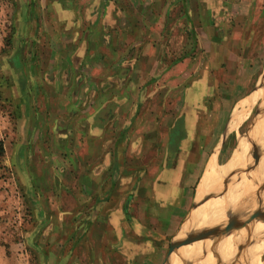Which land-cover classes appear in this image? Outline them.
Here are the masks:
<instances>
[{
	"label": "rangeland",
	"instance_id": "obj_1",
	"mask_svg": "<svg viewBox=\"0 0 264 264\" xmlns=\"http://www.w3.org/2000/svg\"><path fill=\"white\" fill-rule=\"evenodd\" d=\"M94 5L96 15L90 18ZM61 6L71 11L51 23ZM55 29L67 32L68 40L61 42L63 33L56 35ZM86 30L90 39L84 43L80 33ZM56 45L71 61L65 66L69 80L48 79L47 61ZM28 89L41 90V96H29ZM261 123L264 0H0V172L8 196L19 200L25 223L12 230L18 236L2 238L0 261L11 260L12 242L13 253L24 254L17 264H162L169 236L159 241L152 234L159 228V193L169 186V176L161 175L175 168L201 169L211 161L206 173L203 167L198 193L228 184L224 193L239 195L245 182L243 199L253 202L255 210L264 209V131L257 128L263 134L260 144L249 134ZM58 124L61 129L55 128ZM239 146L245 157L235 170L201 191L210 167L224 168ZM212 178L218 180L217 170ZM190 181L189 198L195 182ZM83 189L87 206L80 211L86 226L93 225V202H102L94 233L109 232L113 206L124 218L128 203L125 212L133 215L128 221L137 224L133 232L144 241L131 236L119 241L121 252L111 263H102L91 251L77 255L78 250L99 251L103 241L89 236L85 246L83 236H63L77 226L76 206L83 199L78 190ZM189 198L183 202V218L191 210ZM44 211L55 216L69 211L64 231L54 221L55 236H40L46 231ZM209 212L215 221L221 218L218 210ZM33 214L40 222L39 236H30L37 223ZM229 244L221 254H233L237 244L247 256L264 248V241L251 251L245 250V241ZM46 248L53 255H46Z\"/></svg>",
	"mask_w": 264,
	"mask_h": 264
},
{
	"label": "crops",
	"instance_id": "obj_2",
	"mask_svg": "<svg viewBox=\"0 0 264 264\" xmlns=\"http://www.w3.org/2000/svg\"><path fill=\"white\" fill-rule=\"evenodd\" d=\"M95 5L92 7V10L90 11V13L88 15L90 18H94L95 15H96V10L94 9ZM47 9L50 10L51 8L50 9L47 8ZM56 9H57V12L53 13V15L55 17L52 15V19H50L51 23H53V20H55V18L56 19L64 18V16H66V14L71 11V8L68 9V8H64L63 6H61L60 8H56ZM48 10H47V12H48ZM61 13L63 15H61ZM45 16H47V15H45ZM53 17H54V19H53ZM48 18H49V16H48ZM63 21H65V20H63ZM60 22H61L60 19H59L58 23L56 21V23L58 25H60L59 24ZM69 27L71 28L72 25L69 24ZM88 27H90V26H88ZM89 32H91V31L90 30L89 31L86 30L85 32L80 33L81 35L83 34L81 37L84 40V43L88 42V39H90L89 38ZM61 33H63L62 36H61ZM54 34L61 36L60 37V41L62 40L63 37H65L67 39V36H69L67 32H64V30H63V32H61L60 29H55ZM59 36H56V38H58ZM63 49H64V47H62V45H60L59 49H58V46L56 45L54 47V50L56 51L55 55L53 56V54L50 53L52 59L51 60L48 59V61H47L48 62L47 69L49 67L51 68V73H52L51 77L52 76H54V77H52V78L49 77L48 79L57 80L58 77L59 78L61 77V79H63V80H69L70 79V74L68 73L67 68L65 69V66L66 65H70L71 61H69V58H67L69 56H67V57L65 56L66 58H63V56H62L64 54V50ZM72 49H74V48H72ZM20 54L21 53H19V55ZM59 56H61L62 58H59ZM22 64L25 65L24 62H22ZM28 90H29V96H32V97L41 96V93L39 94V92H41V90H39V89H28ZM56 93H57V91H56ZM252 102H253V100H252ZM237 116H238V114L236 112V114L233 116V118L231 120L232 125H234L235 121L237 120ZM51 127H55V126H51ZM255 127H254L253 134H254V137H255V140L257 141V143L260 144L261 141H262V136H261V134H259V130H258L257 133L255 131H257V128L261 129V125H258V127L256 125ZM55 128L61 129L62 126L60 124H58V126H56ZM63 128L66 129V127H63ZM255 134H258L259 136L257 135V137H256ZM77 136H78V133H77ZM46 138H48V136H46ZM64 138H62V139H64ZM180 144H182V141H180ZM240 150L241 149H240V146H239L237 151H236V153L234 155L236 156L237 154H240V153L244 154L243 151L239 152ZM206 156H208L207 153H206ZM29 159H30V157H29ZM210 162H208L207 164H204L205 165V172L204 173H206ZM204 165H203V167H204ZM203 167L201 169H199V167L196 166L195 169L193 171H190V172H188L187 170L185 172V169H183V168H175L174 170L170 171V175L166 174L168 171H165L164 174L161 175V177H168L169 176V186L165 189L164 193H163V191H162V193H159V194H162L160 196L161 197L160 199H163V202H161L162 206L159 207L158 208L159 210L156 211V212H158V214H161L159 216V218H158V221L156 222L157 225L159 226V228L157 229V231L152 229L153 233L150 231L151 229H149V228H148V231H149L150 234L152 233L153 236L156 237V239L158 238L159 241L162 240V239L167 241L166 236H169L168 241H167V243L169 245L168 248H170V246L173 243L183 242V239L180 238L181 235L178 236V234H180V231H182L183 225H184L187 217L189 216V214L193 210L198 208L196 214H194V216L192 218V219H195V220L189 221L192 226H194V224H196L198 222L196 219H199V223L208 224V221L210 219H212V218L209 216V213L208 214L205 213L204 209L205 208L207 209L209 207V205L207 206L208 203L211 204L212 202L215 201L214 200L215 196L213 197V194L220 193V192H225L229 188V185L227 184V185H224L225 189H220V188L219 189L218 188L217 189H210L203 196L199 197L198 196V188H199L200 183L202 181V178L204 176V173H203L204 168ZM222 168L212 167L211 166L206 178H208L210 175H212L213 171H216V170H219V169H222ZM96 174L97 173L95 171L93 176L95 177ZM1 175L2 174L0 172V248H2L1 244H3L1 241H4L2 238H4V239L6 238L7 239V236H18L17 234L12 233V230L16 232V231L20 230V227L21 228L23 227V224L25 225V223L21 219L22 207H21V205L19 203V200L17 199V201H15V196H13V195L8 196L9 193H7V191H6L7 188H6L5 184H4V181L1 179ZM184 177H185V179H183ZM188 178H191L190 182H192V181L194 182L195 181L194 182L195 185L193 184V186H192L193 190H192V196L190 198L187 197V193L190 190V189H188L190 186L187 185ZM206 178L203 181L204 185L202 186L201 191L206 190L207 187L209 188L214 183V182H212L210 184H207V186H206ZM222 179H223V177H222ZM184 180H185V183L183 184ZM162 181L164 182V184H167V180H162ZM160 187H161V185H160ZM78 192L82 194L83 199H78V203H77V206H76V208H78V210H79L77 212V214H78V216H77L78 217L77 226L72 229L71 234L69 233L67 235L66 234V230L64 231V227L69 224V223L68 224L66 223V220L68 219V217H70L69 216V213H70L69 211L68 212H63L61 214H57L56 216L53 213H49V211H46V213L44 211L45 216L43 217L44 219H42L41 222L45 224L46 231H45V233L41 234L40 236H55V234H53L54 228H56V227H54V225H55L54 221H58L59 222L58 225H61L60 229L65 232V234H63V236H75V234H76V236H83L84 239L82 238L80 241L83 240V242L85 243V246H87L86 245V241H87L89 236H101V240H103V241L100 244V250L99 251L95 248V249L81 250V253H80L79 250H78L77 255H79V254H83L84 255L85 254V256H86V252L87 251H91L93 253L92 254L93 256L101 258V262L102 263L103 262H110L111 263V262L114 261V259H117V254L119 253V251L121 252V250L118 249L116 247V245L119 244V241L120 242L121 241L125 242V240H128L129 239L128 236H131V238H136L138 241L139 240L140 241H144V240L141 239L142 238L141 234H136L135 232H133V227H137V224H135V223L131 224V222L128 221V218H127L128 215H129V217L133 218V215H132V213L130 214V211H129V214H128V210H127V213L125 212L126 209H128V203H126L125 211L123 209V212L126 214L124 218H123L122 210L121 209L118 210L117 209V205L113 206V210H115V211H113V217L111 218V221L113 220V227L110 226L109 232H104L103 235H102V232H101V234L94 233V229L99 227V226L96 225V220L98 218V215H99V217L101 215L100 209L102 208L101 207V203L102 202L101 201H96V202L94 201L93 202V204H92L93 209H94L93 217H92L93 225H91V227H90L89 224L86 226L85 219L82 218V217H84V214H82V212H83L82 210H84L86 208V206H87V201H86V199L84 197L85 195L83 194L84 193V189H83L82 192L80 190H78ZM231 196L232 195H226L224 197L221 196V198H226V197L229 198ZM11 198L14 199L13 202L11 201ZM187 198H189V203H190L189 204L190 205L189 208L191 207V210L187 214V216H185L183 218L182 211L185 209L183 206L186 207V205H184L183 202L185 203V200ZM210 199H211V201H209ZM96 203H98L99 205L98 204L96 205ZM107 203H109V205H113V204H111L112 203L111 201H106V204ZM243 203H245V202L243 201ZM88 205H90V204H88ZM250 206L253 208V212H254L257 206H254L253 202H251V201H250ZM241 208H243V205H242ZM245 208H247V207H244L242 210L245 211V215H246L247 210ZM80 209H82V210L80 211ZM96 209H98V211H96ZM146 209L148 211L145 212V216H148L149 212H150L149 206H146ZM40 210H41V208H37L36 207L35 214H37V213L39 214ZM146 213H147V215H146ZM230 213H229V215H228V213L225 214L224 218L227 219L230 216H232L234 214H237V212H235V211H232ZM35 214H33V223L37 222L38 224L36 223V227L33 228V230L30 233V236H39V229H38L37 225H39L40 222H38L39 220L37 219ZM75 215H76V213H75ZM99 221H100V219H99ZM134 224H135V226H134ZM122 225H124V226H122ZM148 226L151 227V225H148ZM257 226H255V227H257ZM80 227H81V229H80ZM254 228H252L251 231L249 233H247L246 235L247 236H260L259 232L256 231ZM194 230H195V228H194ZM182 236H184V235H182ZM186 236H194V234L193 233L185 234L184 240L187 239ZM177 237H178V240H177ZM189 238H191V237H189ZM191 239H193V238H191ZM255 239L256 238H254L253 240L249 239V238H246V240H245L246 249L245 250L251 251V248H253L255 244L253 246H249L248 248H247L246 244L249 243V241L250 242L251 241H255V242L258 241V239H256V240ZM80 241H79V244H78L79 248H81ZM150 241H152V240H150V236H149L147 238V240H146V242H148V245H149V243L151 244ZM126 242H128V241H126ZM211 242H212V234H211V237H210V243ZM194 243H197V240L194 241L193 243L189 244V245H185L184 248H187V247L191 246ZM12 244L13 243L11 242V245H10L11 248L9 249V251L12 253L10 255L11 256L10 257L11 260L8 261L5 258L4 261L3 260L0 261V264H17L18 257L19 258L20 257L24 258L23 252H21L20 254L18 253L19 251L16 252V254H14L15 252L13 253V251H16L17 248L15 250V247ZM131 246H132L131 244L128 245V246H123V249L125 247L127 249H130L129 247H131ZM137 247H139V246H137ZM204 249L205 248L202 249L201 254H203ZM248 249H250V250H248ZM261 249L256 251V253H253L254 254V255L252 254L253 257L251 255L248 256L249 258L246 257V259L248 261L245 259V257L241 258L242 257L241 255H242L243 251L239 252V250H238V252H237L238 254L237 253L234 254V256L229 261L224 262L222 259H219V261L221 260L219 262V264H233V263L234 264L235 263L236 264H248V263L249 264H262V263H264V261H262V257L264 255L263 254L264 253V251H263L264 248H263V250H261ZM47 251H48V253H46V255H53V252L48 250V248H46V252ZM4 254L5 255L3 257H6L7 254L6 253H4ZM256 254H258V255H256ZM145 255L146 254H144V256ZM148 255H149V253L146 256H148ZM25 256H27L26 253H25ZM208 256L209 255L207 254L206 256H203V257H200V258L191 259V260L190 259H186L183 256H174V257L170 258V260L168 261V264H171L172 261H174L175 259L179 260L181 264H183V263L184 264H209L210 261L207 260ZM204 258L206 260H203ZM250 259H252V261ZM164 261H163V263H164ZM239 261H241V262L243 261L244 263L243 262L241 263Z\"/></svg>",
	"mask_w": 264,
	"mask_h": 264
},
{
	"label": "bare ground",
	"instance_id": "obj_3",
	"mask_svg": "<svg viewBox=\"0 0 264 264\" xmlns=\"http://www.w3.org/2000/svg\"><path fill=\"white\" fill-rule=\"evenodd\" d=\"M262 113V112H261ZM261 116V115H260ZM257 127H258V125H257ZM256 128V127H255ZM260 129V128H259ZM261 131H262V133H263V131H264V124H262L261 123V129H260ZM261 131H259V134H262L261 133ZM253 132H254V127H253V129L251 130V132L249 133L250 135H251V137H253ZM255 132H257V131H255ZM258 135V134H257ZM263 135V134H262ZM261 135V136H262ZM259 136V135H258ZM264 136V135H263ZM263 136H262V138H263ZM257 137V136H256ZM261 139V138H260ZM240 149H243V148H240ZM244 150V149H243ZM243 150H240L239 152H242ZM263 150H264V147H263ZM261 154V153H260ZM243 156H244V154L243 153H240V154H237L236 156L234 155V157H233V159L230 161V163L227 165V166H225L224 168H222V169H219V170H217V173H218V180L217 179H215L214 180V178H212L213 177V174L212 175H210L208 178H206V186H207V184H210V183H212V182H215V181H220V180H222V177H223V180L225 179L224 178V176L225 175H227L231 170H235L233 167H235L236 165H238L239 164V160L241 159V158H243ZM245 157V156H244ZM263 161H264V158L262 159ZM242 163V162H241ZM242 166V165H241ZM245 166V165H244ZM243 166V167H244ZM259 167V166H258ZM241 169V168H240ZM261 169H262V166L261 167H259V169L258 170H256V172H257V174H260L261 175ZM243 170V169H242ZM236 171H237V174L236 175H238L239 173H238V170H237V168H236ZM236 171L235 172H232V173H236ZM231 174V173H230ZM233 175H235V174H233ZM229 176H227V178H228ZM230 179V178H229ZM238 179V178H237ZM264 179V178H263ZM230 180H232V179H230ZM221 182V181H220ZM234 182H235V180H234ZM239 180H238V182H236V183H234V184H236V185H238L239 184ZM258 182V181H257ZM259 182H261V180L259 181ZM258 182V183H259ZM223 183V182H222ZM225 184V183H224ZM204 185V184H203ZM241 188H240V191L239 192H242L243 193V191L246 189V187H247V184L245 183V182H242L241 183ZM251 185L249 184V186H248V188L250 187ZM208 188V187H207ZM261 188V187H260ZM214 189V188H213ZM257 189H258V187H257ZM234 190V189H233ZM233 190H229L228 192H231V191H233ZM259 190V189H258ZM257 190V191H258ZM238 191V189L236 190V188H235V192H237ZM260 191H262V190H260ZM259 191V192H260ZM234 192V191H233ZM263 192V191H262ZM204 193H206V192H204ZM204 193H198V196L200 197V196H203L204 195ZM242 193H240L239 195H232L231 197H226V198H220L218 201H214V202H212L211 204H207V206L209 205V207L206 209H204L205 210V213L206 214H210V212H209V210H218V212H220V214H222L221 215V218H217V220L215 221L214 219H210L209 221H208V224H202V223H199V219H196L198 222L196 223V224H194V226H192L191 225V223L190 222H187V224H189V225H187L186 224V222L184 223V225H183V228H182V231H180V234H178V236L179 235H181L180 236V238L181 239H183V241H185L184 240V238H185V234H189V233H193L194 234V236H186L187 238L188 237H191V238H195V237H197V243H194V244H192L191 246H189V247H187V248H184L183 249V254H184V257L186 258V259H195V258H199L200 256H201V251H202V249L203 248H205L204 250H206V248H208L209 246H210V237H211V234H212V232L214 231V230H216V227H215V225H218V227L220 226V225H222V224H224V222H222V223H220V220H224V217H225V214H227L228 213V215H229V213L230 212H232V211H235V212H238V215H239V217H238V219H240V218H244V217H247V216H249V215H251L252 214V212H253V208H251V206H250V200L248 199V200H244L243 199V195L244 194H242ZM250 193V192H249ZM254 194V193H253ZM256 194V193H255ZM255 194H254V196H255ZM258 194V193H257ZM259 194H261L262 195V193H259ZM215 194H213V196H214ZM216 196H222V197H224V196H226V194L224 193V192H220V193H217L216 195H215V197ZM253 196V195H252ZM258 196V195H257ZM263 200H264V194H263ZM254 199H255V197H254ZM254 199H252V200H254ZM243 201L245 202V203H243ZM263 202V201H262ZM243 203V204H242ZM255 203V202H254ZM258 204V203H257ZM242 205H243V208L244 207H247V208H245L246 210H250V209H252V210H250V211H247L246 212V215H245V211H243L242 209L243 208H241L242 207ZM256 205V204H255ZM263 208H264V206H262ZM258 208H260L259 206H258ZM196 210V209H195ZM195 210H193L192 211V215H191V217L193 216V213L195 212ZM231 214V213H230ZM235 215H237V214H235ZM237 215V216H238ZM227 218V217H226ZM192 220H195V219H192ZM226 221V220H225ZM241 222V221H240ZM242 223H243V221H242ZM242 223H241V225H242ZM263 223V224H262ZM261 224V225H260ZM258 225V226H257ZM255 226H257V228H254ZM195 228V230H194V228ZM217 227V228H218ZM215 228V229H214ZM252 228H254L255 230L256 229H258V232H259V235L260 236H258V241H256V242H262V241H264V220L262 221V222H255V223H253V224H251V225H249V226H247V228L246 229H234L233 230V232L227 237V238H225V239H223L221 242H220V244L218 245V248L216 249V250H214L213 252H211V253H209L208 255V258H207V260H209L210 262H209V264H218L220 261H219V259H222L224 262H226V261H229V260H231V258L234 256V254H236L237 252H238V250H239V252L240 251H242V249H240L241 247H242V245H235V247L232 249L231 248V252L233 253V254H231V253H229V248H227V251H228V253L226 254V253H223V254H221L220 253V250L222 249V247L226 244V242H228V244H229V242L230 243H235V242H244L245 240H246V238H250L249 236H247L246 234L247 233H249L250 231H251V229ZM195 231H197L198 232V234L195 232ZM240 232V234H237V233H239ZM242 233H244V234H242ZM182 235H184V236H182ZM196 235V236H195ZM246 235V236H245ZM257 235V234H256ZM177 240H178V237H177ZM252 240H253V238H252ZM256 240V239H255ZM248 241V240H247ZM256 242L255 241H249V243H247L246 245L249 247V246H253L254 244V246L255 247H257L256 246ZM229 246H230V244H229ZM239 246H241V247H239ZM259 246V245H258ZM228 247V246H227ZM245 247V246H244ZM247 247V248H248ZM260 247V246H259ZM251 248V247H250ZM225 249H226V247H225ZM251 249H253V248H251ZM248 250H250V249H248ZM262 250V249H261ZM217 251H219L218 253H216ZM223 251V250H222ZM224 251H226V250H224ZM244 251V250H243ZM247 251V250H246ZM253 251V250H252ZM264 251V250H263ZM256 253V252H255ZM262 253V252H261ZM244 255H246V254H242L241 256H244ZM247 255H248V253H247ZM246 255V256H247ZM254 255V254H253ZM256 255H258V254H256ZM246 256H245V259H246ZM251 256H252V254H251ZM253 257V256H252ZM251 257V258H252ZM247 258H249L248 256H247ZM244 259V260H245ZM203 260H206L205 258L203 259ZM237 260V259H236ZM243 260V261H244ZM247 260V259H246ZM251 261H252V259H250ZM242 261V262H243ZM248 261V260H247ZM260 261V260H259ZM182 262V261H181ZM239 262H241V261H239ZM238 262V263H239ZM241 262V263H242ZM257 262V261H256ZM232 263V262H231ZM244 263V262H243ZM252 263V262H251ZM171 264H181L180 263V261L179 260H174V261H172V263ZM184 264V263H183ZM234 264V263H233ZM236 264V263H235ZM249 264V263H248ZM262 264H264V263H262Z\"/></svg>",
	"mask_w": 264,
	"mask_h": 264
},
{
	"label": "water",
	"instance_id": "obj_4",
	"mask_svg": "<svg viewBox=\"0 0 264 264\" xmlns=\"http://www.w3.org/2000/svg\"><path fill=\"white\" fill-rule=\"evenodd\" d=\"M237 215L234 214L230 216L229 218H227L224 224L220 225L216 230L212 232V242L210 246L206 248V250L203 251V254H201L200 257L206 256L207 254L216 250L220 242L223 239L227 238L233 232L235 228L244 229V228H247V226L255 223V221L262 222L264 220V209L260 208L258 210H255L251 215L247 216V218L248 217L249 218L244 220L243 226H239V222L241 221V219H238L239 215L238 216ZM196 240H198L197 237L193 239L188 237L183 242L173 243L169 248L168 254L163 264H168V261L170 260L171 257H174V256L184 257V254H183L184 246L189 245Z\"/></svg>",
	"mask_w": 264,
	"mask_h": 264
}]
</instances>
